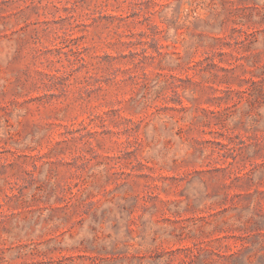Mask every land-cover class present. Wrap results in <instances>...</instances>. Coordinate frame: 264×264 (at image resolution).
<instances>
[{
	"label": "rangeland",
	"instance_id": "1",
	"mask_svg": "<svg viewBox=\"0 0 264 264\" xmlns=\"http://www.w3.org/2000/svg\"><path fill=\"white\" fill-rule=\"evenodd\" d=\"M0 264H264V0H0Z\"/></svg>",
	"mask_w": 264,
	"mask_h": 264
}]
</instances>
